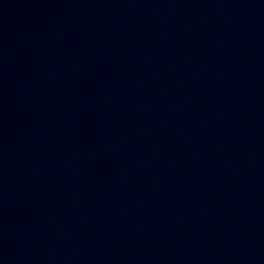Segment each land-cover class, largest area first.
Here are the masks:
<instances>
[{"label":"water","instance_id":"1","mask_svg":"<svg viewBox=\"0 0 264 264\" xmlns=\"http://www.w3.org/2000/svg\"><path fill=\"white\" fill-rule=\"evenodd\" d=\"M0 264H264V0H0Z\"/></svg>","mask_w":264,"mask_h":264}]
</instances>
